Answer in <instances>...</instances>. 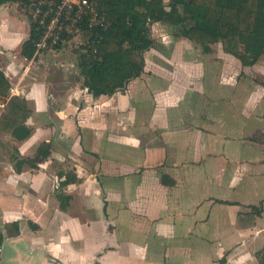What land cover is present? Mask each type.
Segmentation results:
<instances>
[{"label": "crops", "instance_id": "crops-1", "mask_svg": "<svg viewBox=\"0 0 264 264\" xmlns=\"http://www.w3.org/2000/svg\"><path fill=\"white\" fill-rule=\"evenodd\" d=\"M15 6L0 7V70L10 96L27 99L33 132L22 142L0 135L16 145L0 152V264H220L224 257L259 264L264 127L253 122L264 117L254 111L243 127L222 113L194 118L193 63L177 53L168 60L175 68L154 72V84L145 53L144 72L124 92L96 98L83 83L52 100L32 69L57 54L22 55L32 23L21 25ZM177 37L180 50L193 42ZM194 119L197 127L186 125ZM70 140V149L60 145ZM42 142L50 144L49 157L17 171L16 162L33 158ZM58 193L68 196L64 209ZM246 206L260 215L243 220L252 209Z\"/></svg>", "mask_w": 264, "mask_h": 264}, {"label": "trees", "instance_id": "trees-1", "mask_svg": "<svg viewBox=\"0 0 264 264\" xmlns=\"http://www.w3.org/2000/svg\"><path fill=\"white\" fill-rule=\"evenodd\" d=\"M24 1L30 3V0H0V7ZM98 3L105 6L106 23L94 30L86 26L90 49L77 51L83 85L96 98L124 92L130 81L142 75L146 65L144 54L155 46L150 23L176 27L177 36L200 45L206 53L211 52L212 44L220 42L223 52L234 56L243 66L254 65L264 52V0H170L169 3L164 0H98ZM29 16L31 18L32 14ZM33 28L32 24V34L22 46V55L26 58H32L35 53ZM11 89L9 79L0 70V100L4 105L0 114V134L9 133L13 140L22 142L33 132L26 124L32 109L27 99L10 96ZM14 151L19 152L16 147ZM49 155L50 144L42 142L35 156L20 160L16 170L20 172L25 162L37 167ZM57 197L61 207L66 208L68 196L58 193ZM258 209L252 207L256 215H260ZM253 212L247 214L254 215ZM16 227L17 235L18 224ZM256 257L259 264H264V247ZM220 264H227L225 257Z\"/></svg>", "mask_w": 264, "mask_h": 264}, {"label": "rangeland", "instance_id": "rangeland-1", "mask_svg": "<svg viewBox=\"0 0 264 264\" xmlns=\"http://www.w3.org/2000/svg\"><path fill=\"white\" fill-rule=\"evenodd\" d=\"M47 1L48 0H30V3H26L25 1L21 4L16 3L15 8H18L20 12L16 17H18L20 24L29 28V22L32 23V18L28 16L31 13L27 15L23 8L27 9L28 6L34 2L39 4L40 2ZM90 1L92 2L94 11L98 15L95 16V13L85 15L82 21L81 31L73 37L66 39V41L61 42L57 50L51 51L55 52L57 54L56 56L45 60L44 64H42V62L41 64L37 63L36 67L34 65L32 69V74L36 75L38 79L45 84L46 89H48L47 92L52 97V100H63L69 89L83 84V76L78 64L77 51L81 52L83 50L86 52L90 49L88 46L90 35L85 27L87 26L94 30L98 28V26H104L106 23L105 6L100 5L98 0ZM164 1L166 3L170 2V0ZM94 18H96V20H94L95 22L91 21ZM149 26L150 35L155 40L154 48L145 52L148 60H150L148 72L145 73L151 75L149 84H154L158 79V75L154 72L158 73L161 68L162 71L175 68V65L169 63L168 60L174 57L176 53L177 55L184 54L182 57L186 59L187 62L193 63L192 68L194 70V75L192 76L191 85L194 87H192L193 89L188 97L192 103L191 109L194 118H207L211 121L218 113H222L220 116L224 117L225 121L233 119L237 122L235 127H243L244 124L241 125V122L245 123L247 122V118H253V115L250 113L255 114V112H257L258 117H264V52L259 57L257 63L251 66H243L234 56L223 52L220 42L211 45L212 50L210 53L204 52L202 47L194 42H188L186 50H180V48H175L176 43L179 42V38L177 37L178 29L176 27L161 22L150 23ZM31 34L32 29L30 30V35ZM92 48L93 50L95 49L94 46ZM46 53H48V51L43 52V54ZM34 54H39L36 53V49ZM60 63L69 66V71L65 72L63 71L65 70L63 67H58ZM180 63L183 64L181 61ZM32 74L31 76H33ZM13 82L18 83V77H15ZM233 103L234 105H232ZM254 103L257 108L251 109L250 106ZM235 104L237 107H235ZM1 105L3 104L0 100V110L2 109ZM232 106H234V110ZM253 123L257 127H264V124H261L260 121H254ZM186 125L197 127V121L195 122V119L192 121L189 120ZM227 128L230 130H227ZM226 130L227 136L231 141L234 139L237 140L240 136L237 132L234 133L228 126ZM57 133H59V131H57ZM0 140L5 142L3 143L2 141L3 148L1 147V152H13L14 148L12 147L16 145L11 137L2 138L0 136ZM72 142L73 140H70L60 145L63 148H69ZM243 151L247 152L246 148L242 149V152ZM100 198L104 200V190ZM252 207L253 206H246V208ZM251 210L250 212H253ZM247 213L243 214L248 219H242L250 221L254 219L256 210L252 213L254 215H249Z\"/></svg>", "mask_w": 264, "mask_h": 264}, {"label": "built area", "instance_id": "built-area-1", "mask_svg": "<svg viewBox=\"0 0 264 264\" xmlns=\"http://www.w3.org/2000/svg\"><path fill=\"white\" fill-rule=\"evenodd\" d=\"M27 9L32 14L36 53L57 50L61 42L81 31L85 15H98L90 0H48L39 4L34 2ZM94 20L96 18L91 21L95 22ZM2 251L0 234V255Z\"/></svg>", "mask_w": 264, "mask_h": 264}]
</instances>
